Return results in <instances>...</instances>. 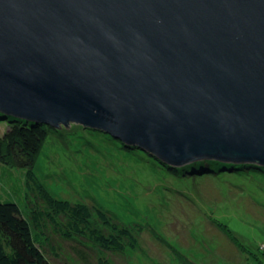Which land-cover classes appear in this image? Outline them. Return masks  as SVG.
Instances as JSON below:
<instances>
[{
  "label": "water",
  "instance_id": "water-1",
  "mask_svg": "<svg viewBox=\"0 0 264 264\" xmlns=\"http://www.w3.org/2000/svg\"><path fill=\"white\" fill-rule=\"evenodd\" d=\"M0 112L264 166V0H0Z\"/></svg>",
  "mask_w": 264,
  "mask_h": 264
},
{
  "label": "rangeland",
  "instance_id": "rangeland-1",
  "mask_svg": "<svg viewBox=\"0 0 264 264\" xmlns=\"http://www.w3.org/2000/svg\"><path fill=\"white\" fill-rule=\"evenodd\" d=\"M6 127V121L0 119V135ZM81 127L70 123L50 130L34 166L35 174L53 195L88 205L103 199L115 212H111L113 217L144 228L135 233L136 249L103 253L110 264H180L177 251L185 256L186 264H264L262 171L245 177L237 171L224 175L225 167L204 176L183 173L184 177H177L158 168L146 155L121 147L111 135ZM14 169L17 186L24 193L20 207L29 218L38 199L27 188L26 169ZM2 187L11 193L12 188L0 180V195H7ZM111 196L121 198L115 209ZM147 197L155 203L139 202ZM224 226L235 231L237 239H232ZM51 236L59 253H46L52 264H67L68 255L75 264L87 260L89 264L102 263L94 249L85 248V259L76 253L73 240ZM160 236L167 242H161Z\"/></svg>",
  "mask_w": 264,
  "mask_h": 264
},
{
  "label": "trees",
  "instance_id": "trees-1",
  "mask_svg": "<svg viewBox=\"0 0 264 264\" xmlns=\"http://www.w3.org/2000/svg\"><path fill=\"white\" fill-rule=\"evenodd\" d=\"M0 117L1 121L7 123L6 130L0 135V180L12 188L9 193L2 187L1 191L5 190L7 195H0V264H52L46 253L56 256H59V253L57 252L58 247L53 244L51 235H58L66 241L73 240L77 244L74 247L76 253L85 259L87 258L86 249H94L101 257L102 263L100 264H105L104 261L110 264V260L103 256L105 251L124 253L127 248L136 249L135 233L144 230L139 223L131 226L116 219L117 217H113L111 213L114 211L108 209L109 206L104 204L103 199L88 205L84 202L62 198L57 194L53 195L37 179L34 166L50 130L58 128L30 120L26 121L1 112ZM81 128L94 130L83 126ZM107 135L105 133L106 137ZM112 138L129 152L132 153L135 150L139 155H146L152 163L157 164L158 168L172 175L175 173L177 177L179 174L184 177L183 173L187 175L203 173L202 176H204L225 167L227 168L224 175L236 171L244 177L251 175L252 171L260 170L264 173L263 165L243 162L233 164L214 158L201 159L176 167L161 161L145 150L142 151L135 145H128ZM14 167L26 169L27 188L34 192L33 194L38 199L37 202L34 201L36 203H33L29 210V218L23 214L20 207L24 193L20 191V185L17 186ZM5 196L6 199H4ZM151 198H140L139 202L145 203L149 200L150 203H155ZM110 199L113 200L114 209L121 205V198L111 196ZM94 213L95 216H93ZM224 227L232 239H237L235 231L228 226ZM160 238L161 242H167L163 236ZM79 243L83 246L80 247ZM176 253L180 256L178 259L182 261L180 264H186L187 260L183 258L185 256L178 251ZM67 264H75V259L68 255ZM86 264H89L88 260Z\"/></svg>",
  "mask_w": 264,
  "mask_h": 264
}]
</instances>
